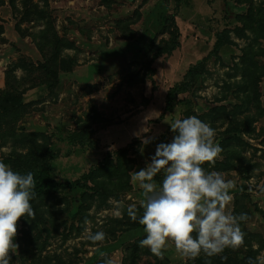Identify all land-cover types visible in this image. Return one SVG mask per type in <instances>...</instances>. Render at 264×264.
<instances>
[{
    "label": "rangeland",
    "instance_id": "obj_1",
    "mask_svg": "<svg viewBox=\"0 0 264 264\" xmlns=\"http://www.w3.org/2000/svg\"><path fill=\"white\" fill-rule=\"evenodd\" d=\"M252 2L110 0L106 7L101 0H0V93L8 90L6 74L10 73L9 87L23 93L25 102L30 103L29 110L15 125L17 140L23 139L21 135L37 132L51 138L49 144L53 151L58 150L55 159L57 182L78 181L90 168L97 166L106 153L125 148L133 141L137 142L138 152L132 154V149L128 150L132 159H137L132 172L139 171L151 162L162 135L167 142L172 141L171 123L184 118L180 105L173 112L165 111L167 90L174 84H180L187 70L212 51L216 35L226 34L230 42L216 58L207 62L196 94H183L178 98L197 104L193 110L197 116L206 111L205 107L219 105L216 99L228 85L240 82V74L233 76V67L243 66L241 56L247 47L257 51L258 57L254 60L264 67V38L256 30L247 31L246 38H240L233 30L242 26L236 21V16L246 14L250 6L258 5L261 0ZM31 6L45 12L47 17L41 21L34 20V17L30 20L34 14ZM28 9L32 12L29 19L26 14ZM165 16L174 18L179 46L170 55L164 54L154 60L150 75L144 65L148 60L138 55L133 47L149 48L152 39L156 45L168 41L169 35L161 34L165 29ZM45 21L53 25L59 38L73 45L72 49H61L53 67L57 71L61 62L73 59L71 74L65 75L60 87L50 94L39 86L40 81L46 78L41 70L24 72L15 67L19 63H32L35 69L38 64L44 63L38 47L43 44L40 33L46 28ZM125 27L129 29L125 31L126 35L123 33ZM258 49H261L259 53ZM45 53L49 54L50 50L46 48ZM259 85L262 94L259 100L263 108L264 77ZM223 104L226 106L227 102ZM93 111L98 115L94 122L89 119ZM251 114L256 113L252 111ZM84 124L91 126L92 144L81 146L69 143L71 132ZM252 127L254 134L242 138L250 147L246 145L241 155L244 161L255 167L242 176L234 171L221 172L226 180L234 184L230 192L233 199L227 210L232 213L236 197L251 215L241 228L245 233L244 244L236 250L226 249L223 253L238 264H244L243 258L249 252L256 253V264H264V247L258 244L259 241L264 244V117L258 118ZM4 128L5 124L2 130ZM224 130V127L219 130L216 126V135ZM144 138H151L146 146L141 142ZM227 138L230 136L227 135ZM228 147L231 150L233 144ZM13 148L10 141L0 145V160ZM155 180L159 184L162 176L158 175ZM105 186L111 189L108 182ZM115 189L117 196H111L105 203L94 196L88 201L87 210L77 216H74L71 203L66 204L62 199L69 201L80 194L61 190L56 194L57 198L52 199V207H46L42 212V216L50 221L44 228L49 232L44 230L34 246H27L21 241L24 232H29L30 239H36V233L31 229L32 222L18 220L14 238L18 248L15 253H9L11 264H55L56 258L64 264H130L129 247L136 243L139 245L145 237L143 226L126 232L124 227L113 221L122 218L129 205L141 208L143 196L132 179L131 192ZM117 211L122 214L117 216ZM40 229L41 225L36 232ZM97 231L106 234L105 240L89 241V233ZM140 249L142 256L135 264H163L159 261L161 259L144 256L148 248L140 246ZM29 250L31 253L25 255ZM196 259L208 260L209 263L212 260L203 254ZM163 260L164 264L193 261L181 257L171 244Z\"/></svg>",
    "mask_w": 264,
    "mask_h": 264
},
{
    "label": "trees",
    "instance_id": "obj_2",
    "mask_svg": "<svg viewBox=\"0 0 264 264\" xmlns=\"http://www.w3.org/2000/svg\"><path fill=\"white\" fill-rule=\"evenodd\" d=\"M237 1L240 2V0ZM252 1L253 0H246V3H251ZM101 3L108 7L110 0H101ZM31 9L34 10V14L30 20H33L34 17V20L41 21L47 17L45 15L46 13L37 10L36 6H31ZM245 13L246 14L244 15L236 16V21L242 25L240 26L241 28L236 25L237 27L233 29L236 32V35L240 38H243L244 36L246 38L247 35L245 32H252L253 30H256V32L260 34L261 38H264V0H261V2L256 6H250ZM26 14L29 19L32 12L28 9ZM164 23L165 29L161 31V34H168V41H162V43L160 42L159 45H156L155 40L152 39L149 44V48H140L139 45L133 47V50L138 55L148 60L144 65L145 71L149 72L150 75L153 73L150 70V66L154 60L164 54L170 55L179 46V33L177 32L178 30L175 25L174 18L165 16ZM126 29L127 27H125L124 32H122L125 33V31H129V29ZM1 32L2 29H0V34ZM124 35H126V33ZM40 36L43 44L40 43L38 49L42 54L44 63L38 64L35 69L32 63H29V65L19 63L15 65V67L22 69L24 72H38L41 70V72L46 75V78L40 81L39 86L45 88V90L50 94L54 93L55 90L60 87L62 78L65 75L71 74V68L74 64L73 59L61 62L57 71L56 69L53 70V67L56 66L58 54H61V49H72L73 45H70L68 41L59 38L54 32L53 25L47 24V22L46 28L40 33ZM216 36L217 40L212 51L205 58L187 70L180 84H174L167 90L164 101L165 111L173 112L177 105H180V109H183L182 115L184 118L193 115L197 116V113L193 111L197 104H194L193 101L190 102L186 99L178 98L183 94H196L195 91L199 89L207 62H209L211 58H216L226 43L230 42L226 34H218ZM46 48H48V51L50 50L49 54L45 53ZM247 48L248 49H245L241 56L243 66L239 67L238 65H235L233 67V76L240 74V82L228 85L225 88L224 93L216 99V104L219 105H215L212 108L205 107L206 111H203L201 115L197 116L201 121L210 124V126L214 129H216V126L219 130L223 127L225 129L223 133L218 132V134L214 137V141L216 140L215 143L219 144L223 149L220 154L221 161L216 160L214 166L212 167L205 164L204 167L209 168L207 171H234L242 176L244 174H248V172L255 167V165L250 164L249 161H244V159H242L241 152L245 150V146L247 145L242 138L244 135L254 134L252 125L258 118L264 117V107L262 108L259 100L262 95L259 84L262 82L264 77V67H260L257 61L254 60V57H258L257 51H254L251 46ZM259 51H261V49H258V53ZM10 76V73L6 74L7 81ZM12 79L14 80L15 77L12 76ZM7 81L6 87H8V90L0 93V145L4 146L8 143V141L13 144L14 148L12 152L8 153V155L3 158V161L8 164L12 170L22 174L30 171L34 174L36 198L31 201V204L35 212V218L30 219L29 222H32L31 229L36 233V239H30L29 232H24V237L21 239V241L25 244H28L27 246H34L33 244L37 243L39 236L44 230L46 233L49 232L44 228H47L50 221L42 216V212L45 211L46 207H52L50 205L53 201L52 199L57 198L56 194L60 193L61 190L63 192L71 191L78 192L80 194L79 197L74 196L69 201L62 199V201L66 204L71 203L73 206L72 211L75 213L74 216L82 214V211L87 210L88 207L86 205L88 201L94 198V196L98 197L102 203H105L111 196H117L118 191L113 190L115 188H119L120 190H123V192H131L130 173L134 170V165L137 164V159H132L130 151L128 150L132 149V154L137 153V142L133 141L125 148L106 153L98 165L90 168V170L83 174L78 181L73 183L57 182V179L55 178V159H57L58 153L56 152H58V150L56 149L53 151V148L50 145L51 143L49 144L51 138L45 133L37 132L28 136L21 135L23 139L17 140L18 136L15 135V125L19 118L29 110L30 103L27 104L25 102L23 93L15 91L16 89H13L12 86L9 87ZM224 101L227 102V107L223 104ZM252 111H255L256 114H251ZM93 112V116L89 119L94 122L98 115L95 111ZM4 124L6 125V128H4L3 131L2 127ZM90 128L91 126H89V124H84L78 127L75 131H72L68 138L69 143H76L81 146L88 144L91 145L90 135L92 133L89 132ZM225 135L230 136V138H225ZM39 141H41V143H39ZM160 143L169 142H167L164 135H162L159 144ZM231 144H233V148L230 150L228 146ZM135 146L136 148H134ZM248 146L249 145H247V147ZM262 156H264V151L262 152ZM105 182L109 183L111 189L105 186ZM241 213L247 214L248 221L251 216L249 210L243 206V204H240L235 197L232 214L239 215ZM138 215H142V208H138ZM19 221L24 223L28 222L23 217H21ZM247 221L241 223V228ZM113 222L118 226L124 227L126 232H129L130 230L133 231L134 229L141 227L138 222L129 219L127 213H124L122 218L115 219ZM39 225H41L42 229H40L39 232H36ZM137 244L138 243L129 247L130 264H135L142 256L140 246ZM248 244L250 243L248 242ZM258 244L261 248L264 247V244L260 241ZM39 250L41 251L42 249L39 248ZM30 253L31 251L29 250L25 255ZM144 253V256L146 257L151 256L154 260L160 259L154 256L150 251H145ZM221 256H223V253L219 256L212 257L210 263L208 260L204 259H195L194 261H189L187 263L238 264L229 257L226 260H222ZM255 258L256 253L249 252L248 255L246 254V257L243 258V263L256 264ZM159 261L164 264L163 259ZM46 264H50V262H47ZM55 264L64 263L61 262V259L56 258ZM183 264H186V262Z\"/></svg>",
    "mask_w": 264,
    "mask_h": 264
},
{
    "label": "clouds",
    "instance_id": "obj_3",
    "mask_svg": "<svg viewBox=\"0 0 264 264\" xmlns=\"http://www.w3.org/2000/svg\"><path fill=\"white\" fill-rule=\"evenodd\" d=\"M170 129L172 141L158 144L151 162L130 173L143 196L142 215L138 217L134 204L126 209L129 218L143 226L145 237L139 245L163 259L171 244L181 257L193 261L201 254L212 258L226 249L240 248L245 238L240 225L248 216L227 210L234 184L221 172L204 167L214 166L221 158L223 149L214 142L215 129L195 115L176 119ZM141 142L146 146L151 138ZM158 175L162 176L159 184L154 179ZM35 198L34 174L14 171L0 160V264H11L9 253L18 248L14 243L17 221L35 218L31 204ZM105 236L103 231L90 232L87 239L96 243Z\"/></svg>",
    "mask_w": 264,
    "mask_h": 264
},
{
    "label": "water",
    "instance_id": "obj_4",
    "mask_svg": "<svg viewBox=\"0 0 264 264\" xmlns=\"http://www.w3.org/2000/svg\"><path fill=\"white\" fill-rule=\"evenodd\" d=\"M226 138H227V136H226ZM186 264H189V263H186Z\"/></svg>",
    "mask_w": 264,
    "mask_h": 264
}]
</instances>
